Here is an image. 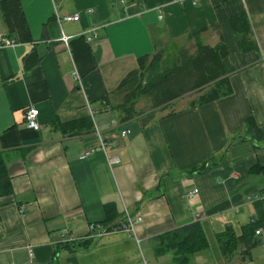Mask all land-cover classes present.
<instances>
[{
  "label": "crops",
  "instance_id": "0c3cea01",
  "mask_svg": "<svg viewBox=\"0 0 264 264\" xmlns=\"http://www.w3.org/2000/svg\"><path fill=\"white\" fill-rule=\"evenodd\" d=\"M54 8L81 18L59 21ZM240 11L258 56L236 43L228 19ZM91 28L96 37L88 41ZM201 28L199 40L215 49L223 44L218 30L224 38L231 94L171 114L140 98L139 114L125 122L102 105L140 57L189 48L188 35ZM0 31L18 42L0 48V152L12 188L0 196V264H46L57 246L52 264H169L163 257L173 251L156 255V238L193 221L209 244L185 264H264V245L257 246L264 234L245 261L239 253L225 258L216 241L227 225L239 232L255 215L263 184L249 169L264 163V140L243 130L248 116L264 127V0H0ZM30 106L39 110L38 130L25 124ZM86 118L88 132L58 127ZM84 151L89 156L78 159ZM112 157L118 162L109 165ZM106 206L116 213L108 224L125 209L142 215L135 235L90 236L87 225L103 223Z\"/></svg>",
  "mask_w": 264,
  "mask_h": 264
},
{
  "label": "trees",
  "instance_id": "16d2710c",
  "mask_svg": "<svg viewBox=\"0 0 264 264\" xmlns=\"http://www.w3.org/2000/svg\"><path fill=\"white\" fill-rule=\"evenodd\" d=\"M228 20L239 50L254 51L258 56L259 49L246 12L233 13ZM213 26L218 29L216 24ZM204 29L206 28L188 35L189 39H193L189 48L180 47L169 54L158 50L140 57L138 66L127 72L117 87L103 97L102 105L117 111L120 120L125 122L139 114L136 103L140 98L147 99L152 108L170 109L168 113L171 114L175 101L182 99L184 95L192 97L185 107L193 108L231 94L232 86L223 64L229 53L224 38L218 30L223 44L219 49H215L199 40L198 35ZM58 127L68 133L88 132L93 129V123L90 118H86L60 123ZM243 132L252 140H264V127H259L252 116L246 117ZM204 167V164L194 166L191 172L201 171ZM249 172L262 175L264 181V163H255ZM11 189L6 163L0 152V196L9 194ZM262 191L263 187L260 193ZM254 207L255 215L241 226L239 232L227 225L223 232L216 234V241L225 258L239 253L241 260L245 261L251 257V248L260 243L261 240L255 238V230L261 228L264 232V201L255 200ZM106 209L111 213L104 220V224L112 222L116 216L114 208L106 206ZM156 240L155 254L160 255L172 250L176 264L187 263L194 252L206 248L209 244L199 221L169 230L159 235ZM72 245L73 243L64 244L67 247ZM60 247L62 246H57L53 257L46 264H52Z\"/></svg>",
  "mask_w": 264,
  "mask_h": 264
},
{
  "label": "built area",
  "instance_id": "2783aa9c",
  "mask_svg": "<svg viewBox=\"0 0 264 264\" xmlns=\"http://www.w3.org/2000/svg\"><path fill=\"white\" fill-rule=\"evenodd\" d=\"M181 1V0H180ZM91 9H88L86 13L91 12ZM54 15L57 20H64V21H79L81 18L80 13H73V14H65L63 17H59L57 14V9L54 8ZM162 15H159L161 18ZM95 28H91L87 30L86 39L91 41L93 38L96 37V33L94 32ZM70 36L62 34L60 37L61 42L64 44L65 47H68V41ZM18 44L17 40L11 36L6 35L5 33L0 31V48H7V47H14ZM72 77L77 81L78 85L81 86V77L74 67L72 73ZM39 110L34 106H30L24 110V121L28 128L33 130H38L40 128V124L37 120ZM94 111L91 110V115H93ZM97 136L99 137V147L104 149V143L102 142V138L100 137L99 132L97 131ZM128 131H122L121 135H125ZM90 151L81 152L78 156V159L82 160L89 156ZM109 165L115 164L118 162L117 157L107 158ZM263 191L260 193V189L255 195V200L264 201V181L262 184ZM197 190H193L196 192ZM192 193H189L190 196ZM143 218L140 214H132L131 212L127 211L126 209L123 212V218L118 223L112 224H104L102 222H91L87 225V230L90 236L100 238L108 233H116V232H125L127 234L135 235V227L138 223L142 222ZM67 231H63L61 233L62 236H65ZM264 232L261 228L255 230V235L261 236ZM138 241V240H137ZM30 257L32 256V251L29 252Z\"/></svg>",
  "mask_w": 264,
  "mask_h": 264
},
{
  "label": "rangeland",
  "instance_id": "374dc122",
  "mask_svg": "<svg viewBox=\"0 0 264 264\" xmlns=\"http://www.w3.org/2000/svg\"><path fill=\"white\" fill-rule=\"evenodd\" d=\"M180 1V0H179ZM182 1V0H181ZM174 51V50H173ZM173 51H171V52H173ZM170 52V53H171ZM192 97L191 96H189L188 94L187 95H184L183 97H182V99H179V100H177V101H175V103H174V105H173V108L171 109V110H176V109H179V108H181V107H184V106H186V104L188 103V101L191 99ZM141 100H145V98H142ZM168 111L170 110V109H167ZM167 111V112H168ZM261 245H264V241L261 243V244H259V245H257V246H261ZM143 252H144V254L146 255V252H145V250H143ZM138 253L141 255V252L138 250ZM164 259V263H165V261H167L169 264H174V260H173V257H171V256H169V257H163ZM150 264H154V263H150Z\"/></svg>",
  "mask_w": 264,
  "mask_h": 264
}]
</instances>
